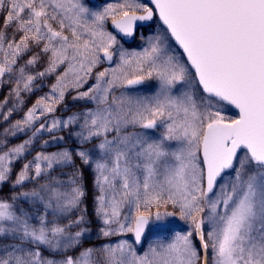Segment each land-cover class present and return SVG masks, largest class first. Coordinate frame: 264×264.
<instances>
[{"label":"snow or ice","instance_id":"snow-or-ice-1","mask_svg":"<svg viewBox=\"0 0 264 264\" xmlns=\"http://www.w3.org/2000/svg\"><path fill=\"white\" fill-rule=\"evenodd\" d=\"M0 12L19 33L0 32V84L18 73L17 105L34 81L56 75L9 130L31 129L30 138L0 142V185L17 193L0 199V264H264V0H111L100 10L84 0H0ZM154 20L141 50L121 43ZM43 58L45 70L30 74ZM69 90L96 107L51 115ZM66 129L80 147L41 151L14 176L39 134ZM74 156L94 172L99 235L131 233L134 243L83 246L91 220L81 174L55 175L74 169ZM32 181L38 187L20 191ZM177 212L190 229L138 254L149 226L171 231Z\"/></svg>","mask_w":264,"mask_h":264},{"label":"rangeland","instance_id":"rangeland-1","mask_svg":"<svg viewBox=\"0 0 264 264\" xmlns=\"http://www.w3.org/2000/svg\"><path fill=\"white\" fill-rule=\"evenodd\" d=\"M84 2L94 10H100L102 9L107 3L111 2V0H98L96 2H91L89 0H84ZM143 2H148L147 0H143ZM150 27V28H149ZM159 27V21L154 22L153 24L149 26H144L140 28L139 34L136 38V40L133 43L127 44L123 40H121V43L124 44L126 48H128L130 51H139L141 50V45L143 44V40L141 39V36L147 37L150 35H153L157 28ZM15 29L14 27H12ZM145 28H148L147 30H144ZM109 30L113 31L110 28L109 24ZM144 30V31H142ZM16 31V29H15ZM142 31V32H141ZM19 36V33H18ZM118 39H121L120 37H117ZM19 39V38H18ZM17 39V40H18ZM36 51H39L38 49L32 52H28V54L31 53H36ZM23 55V54H22ZM28 59V58H27ZM23 67L25 63H21ZM47 67V59L43 58L38 61V63L35 66H29L28 71L32 75H36L38 72H42L45 70ZM105 67H108L106 63H102L101 65L98 66L97 69L93 70L92 77L88 79L87 83L83 85V90H87L88 87L92 84L95 83V75L98 71H103ZM18 75V73H14L13 76ZM7 79V78H6ZM56 80V75H50L44 78H38L36 81H34L35 87L33 88V91L31 93H24V95L30 94L31 99L29 103V107L25 108L24 103L25 100L23 99V104L22 105H17V100L16 97L12 99L11 103H7L6 105H0V142H3L6 144L7 147H14L18 144L24 143L25 140H28L30 136L32 135V130L26 128L24 131H15L14 134L9 132V130L13 129V125H15L16 121L21 120L27 111V109L31 108L33 104H35L36 100L39 99L40 97L44 96L46 93H49L51 90L52 85L55 83ZM10 81V80H9ZM9 81L0 84V91L2 89V86L7 84ZM153 81H146L145 85L143 88L149 89L148 91L142 93V94H152L151 86L153 85ZM15 88V84L13 89ZM12 94L15 96L14 92L12 91ZM118 94V93H117ZM23 95V93L21 94ZM77 95L76 90H69L66 92L65 95V101L58 106L57 112L51 115H54L59 118L66 119L69 116H72L73 114L81 113L84 111H87L89 109H94L96 107L95 103L91 100L88 99H74V97ZM228 115L233 116L235 115V110L232 112H229ZM7 117V118H5ZM41 119H44L42 117ZM39 121H37V124ZM73 128H77L76 125L72 126ZM78 130V128H77ZM137 131H140L137 129ZM8 132V135H5V133ZM42 136V138H38L34 140L33 144L29 146L28 151L25 153L24 157L21 158V160L15 162V169L14 172L17 170V173L20 171V169L23 166V163H27L28 161L33 160L34 156L38 154L41 151H44L48 154L50 153H55L58 151H62L65 148L72 150L73 148H78L80 147L78 143H75L76 137L73 135L71 139H69V130L66 129L64 131H60L55 133V136L53 133H42L39 134ZM158 135V134H157ZM59 137H64V140H59ZM111 139V136L109 137ZM45 141H48V144L45 145ZM99 141H97L98 143ZM87 148H93V144L86 145ZM73 162L75 164V168L67 167L62 170V172H56L55 175L59 176L61 180L67 181L69 175L72 172L79 171L80 175V184L83 187L85 191V196L83 198L82 204H81V209L85 211L86 215L88 218L91 220V224L89 226L88 230V237L89 239L87 241H96L100 239L97 243L95 244H89L86 247H99L100 245L109 243V242H119L121 239H128L130 242L134 243V237L132 236L131 233H128L126 236H112V237H103L99 235V228H100V223L95 217V220L90 217V212H89V207L91 206L90 203L93 205V214H94V209H95V195H96V189L94 186V172L90 168L89 165L84 164L79 157L74 156L73 157ZM83 165H85L92 173V175H88V172L86 169H84ZM86 176V177H85ZM44 181H41L43 183ZM27 183V187L21 188L20 191H31L34 187H38L35 181H32L31 183ZM5 187V185H0V199L3 198H8L12 196L13 194H17L15 190L12 187V182H9L7 184V191L3 192L2 189ZM2 191V192H1ZM88 193H87V192ZM94 191V193H92ZM90 202L89 204L87 203ZM84 203L86 205H84ZM21 207H32L31 204H23L21 203ZM161 212L165 211H174L171 206H168L167 208H161ZM79 215V213H77ZM169 220L173 223V229L168 232H163V233H157L152 230V226L150 225L149 228V235L147 238V241L145 245L142 248H138L135 244L134 247L137 250V253L142 255L144 252L148 250V245L155 242L156 240H167L171 239V237L176 233V232H186L190 229V225L187 224L186 222L182 221L179 219V214L178 212L176 213L175 217H170ZM95 226V227H94ZM193 240L194 243L196 244L197 248H199V241L195 237V233L193 234ZM85 247V246H84ZM71 251V250H70ZM47 255V253H45Z\"/></svg>","mask_w":264,"mask_h":264},{"label":"trees","instance_id":"trees-1","mask_svg":"<svg viewBox=\"0 0 264 264\" xmlns=\"http://www.w3.org/2000/svg\"><path fill=\"white\" fill-rule=\"evenodd\" d=\"M4 17H5V13L0 12V32L5 33L8 38L18 39L19 36H18V33L15 31V29H13L11 26L5 28V26H4ZM34 54H36V53H31V54L24 53L22 55V59H20L18 61V65L19 66H22L21 63L22 62L25 63L27 61V58L30 59L31 56L34 55ZM14 79H15V76H13V79L10 80L7 84H5V85L2 86V89L0 91V105H6L7 106V103L8 102L11 103L12 102V99L15 97L12 94L13 87H14V84H15ZM22 99L25 100V103H24L25 108H28L29 107V103H30V99H31V95L30 94L24 95V93H23ZM83 167L88 172V175L91 176L92 175L91 171L85 165H83ZM16 173H17V170L14 172V176H15ZM14 176H13V179H14ZM2 191L3 192L7 191V185L5 187H3ZM92 193H94V191ZM87 203L89 204L90 202L87 201ZM84 205H86V204L84 203ZM90 205L91 206L89 207V212H90L89 214H90V217L95 220V217H94V214H93V210H92L93 205L91 203H90ZM99 240L100 239H98L96 241H92V242H90V241H84L83 246L86 247L88 245V243L89 244H95Z\"/></svg>","mask_w":264,"mask_h":264},{"label":"water","instance_id":"water-1","mask_svg":"<svg viewBox=\"0 0 264 264\" xmlns=\"http://www.w3.org/2000/svg\"><path fill=\"white\" fill-rule=\"evenodd\" d=\"M89 1H91V2H96V1H98V0H89ZM148 1V0H147ZM154 23V21H152V22H148L147 24H145V25H142V26H140V27H144V26H149V25H151V24H153ZM114 31V30H113ZM119 36V35H118ZM120 37V36H119ZM135 39H136V36L134 37V38H126V39H122L125 43H127V44H130V43H133L134 41H135ZM149 228H150V226H149ZM148 233H149V231H146V233H145V237L142 239V242H141V244H139V245H136L138 248H142L144 245H145V243H146V241H147V238H148Z\"/></svg>","mask_w":264,"mask_h":264},{"label":"flooded vegetation","instance_id":"flooded-vegetation-1","mask_svg":"<svg viewBox=\"0 0 264 264\" xmlns=\"http://www.w3.org/2000/svg\"><path fill=\"white\" fill-rule=\"evenodd\" d=\"M158 20H155V22H157ZM150 28V27H149ZM148 28H145L144 30H147ZM144 30H142V31H144ZM139 31H140V29H139ZM141 31V32H142ZM138 34H139V32H138ZM138 36V35H137ZM137 36H136V38H137ZM136 40V39H135ZM143 87V86H142Z\"/></svg>","mask_w":264,"mask_h":264}]
</instances>
